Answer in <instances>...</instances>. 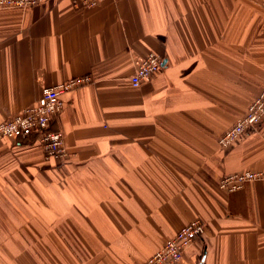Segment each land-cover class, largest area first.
<instances>
[{
    "label": "crops",
    "instance_id": "0c3cea01",
    "mask_svg": "<svg viewBox=\"0 0 264 264\" xmlns=\"http://www.w3.org/2000/svg\"><path fill=\"white\" fill-rule=\"evenodd\" d=\"M150 52L163 68L135 87ZM84 75L50 122L62 162L33 137L0 142V264H139L195 218L177 264H264V179L220 186L264 169V122L218 142L264 84V0L0 9V122Z\"/></svg>",
    "mask_w": 264,
    "mask_h": 264
},
{
    "label": "built area",
    "instance_id": "2783aa9c",
    "mask_svg": "<svg viewBox=\"0 0 264 264\" xmlns=\"http://www.w3.org/2000/svg\"><path fill=\"white\" fill-rule=\"evenodd\" d=\"M42 0H0V6L5 4L9 7L27 8ZM104 0H83V5L95 6ZM4 7V6H2ZM162 57L155 52L147 54L145 59L136 68L130 77L133 86H139L143 81L149 80L162 69ZM91 76L84 75L70 78L60 84L46 87L36 105L28 106L23 113L0 124V140L3 137L21 139L32 133L39 132L40 142L43 145V153L46 160H55L59 157H67V147L64 145L63 136L60 132H52L50 122L52 116L61 106L60 96L69 89L79 87L81 84L91 81ZM251 112L244 117H239L219 138V144L228 148L244 132L255 128L264 120V91L258 94L251 104ZM264 179V170H246L242 173L227 174L220 179V186L228 191H236L243 184L251 180ZM206 224L202 218H195L181 228L177 234L166 240L146 261L139 264H177L184 250L194 240L199 239L205 233Z\"/></svg>",
    "mask_w": 264,
    "mask_h": 264
},
{
    "label": "rangeland",
    "instance_id": "374dc122",
    "mask_svg": "<svg viewBox=\"0 0 264 264\" xmlns=\"http://www.w3.org/2000/svg\"><path fill=\"white\" fill-rule=\"evenodd\" d=\"M45 1H46V0H42V1L38 2V3H35L34 5H36V4H40V3L45 2ZM104 1H105V0H104ZM99 4H100V3H99ZM97 5H98V4H97ZM2 6H4V7H2ZM31 6H32V5H31ZM85 6H87V5H85ZM95 6H96V5H95ZM29 7H30V6H28L27 8H29ZM87 7H93V6H87ZM7 8H19V7H9V6H5V4H2V5L0 6V9H7ZM21 9H24V8H21ZM155 53H156V52H155ZM136 68H137V67H136ZM136 68H135V71H136ZM162 68H163V60H162ZM135 71H134V73H135ZM134 73H133V74H134ZM133 74H132V75H133ZM89 76H91V75H89ZM91 79L93 80L92 76H91ZM150 79H151V78H150ZM92 80H91V81H88V82H85V83H83V84H81L79 87H81V86H85V85L91 83ZM61 83H62V82H61ZM59 84H60V83H59ZM131 84H132V83H131ZM135 87H136V86H135ZM44 89H45V88H44ZM70 91H71V89L66 90V91H64L62 94L67 93V92H70ZM262 91H264V84H263V86H262V88H261V90H260V92H259L258 94H260ZM42 93H43V92H42ZM62 94H61V96H60L61 106H60V108H58V110H57L56 113L60 112V110H61L62 107H63ZM258 94H257V95H258ZM257 95H256V96H257ZM256 96H255V97H256ZM255 97H254V98H255ZM254 98H253V99H254ZM37 103H38V101H37L35 104H32V105H36ZM251 104H252V100H251V102L248 104V106H247L245 112L241 115L242 117L247 116V115L251 112V109H250ZM29 106H31V105H29ZM27 107H28V106H27ZM27 107H25L21 112H18V113H16L15 115H18V114L23 113L24 110H25ZM56 113H54L52 117H54V115H55ZM15 115H14V116H15ZM14 116L12 115V116H10L8 119H5V120L1 121L0 124H1V123H4V122H6V121H8V120L11 119V118H14ZM241 116H240V117H241ZM237 119H238V118H237ZM235 122H236V121H235ZM263 122H264V120H263L258 126H256V127L261 126V124H262ZM230 127H231V126H230ZM230 127H229V128H230ZM50 129L53 130L52 132H60V133L62 134V136H63V141H64V145L66 146V142H65V138H64L63 132H62L61 130H58V129H53V128H51V126H50ZM248 130H249V129H248ZM248 130H247V131H248ZM247 131L244 132V133H243V134H242L237 140H235V141L229 146V148H230L233 144H235V142L239 141V140H240V139H241V138L247 133ZM28 135H29V134H28ZM221 136H222V135H221ZM221 136H220V137H221ZM220 137H219V138H220ZM26 138H28L27 135H26ZM26 138H25V139H26ZM219 138H218V141H219ZM3 139L11 140L12 138H9V137H6V136H5V138L3 137ZM3 139H1L0 142H1ZM15 140H20V139H15ZM36 141H37V143H38L39 146H40V145L42 146V150H43V145H42V143L40 142V138H39V139H36ZM66 147H67V146H66ZM67 152H68V151H67ZM67 156H68V155H67ZM65 158H66L65 156H63V157H59V158H56L55 160H53V162H55V163H57V162H62ZM45 160H46V158H45ZM46 161L50 162V160H46ZM246 170H251V171H253V169H246ZM246 170L238 171V172H235L234 174H236V173H242V172H244V171H246ZM261 170H264V169H261ZM229 174H232V173H229ZM226 175H227V174H226ZM224 176H225V175H224ZM224 176H222L221 178H223ZM221 178H220V179H221ZM259 180H263V179H259ZM251 181H254V180H251ZM248 182H250V181L245 182L241 188H243ZM241 188H239V189H237V190H240ZM237 190H236V191H237ZM227 191H228V190H227ZM230 192H233V191L231 190ZM197 239H198V238H197ZM197 239H196V240H197ZM196 240H194V242H195ZM194 242H193V243H194ZM193 243H192V244H193ZM192 244H191V245H192ZM188 247H189V246H188ZM188 247H187V248H188ZM187 248H186V249H187ZM186 249H185V250H186ZM185 250H184V252H185ZM184 252H183V254H184ZM154 253H155V252H154ZM154 253H153V254H154ZM153 254H152V255H153ZM152 255H151V256H152ZM151 256H149V257H151ZM149 257H148V258H149ZM182 257H183V256H182ZM148 258H147V259H148ZM147 259H146V260H147ZM181 259H182V258H181ZM146 260H144V261H146ZM179 262H180V261H179ZM179 262H178V263H179Z\"/></svg>",
    "mask_w": 264,
    "mask_h": 264
},
{
    "label": "trees",
    "instance_id": "16d2710c",
    "mask_svg": "<svg viewBox=\"0 0 264 264\" xmlns=\"http://www.w3.org/2000/svg\"><path fill=\"white\" fill-rule=\"evenodd\" d=\"M27 136H28V138H29V137H33L35 141H36V139H39V137H40L39 132H37V131H36V132H32V133H30V134L27 135ZM25 138H26V136L22 137L20 140L24 142L25 140L28 139V138H26V139H25ZM11 140H12V139H11ZM3 141H6V139H3L1 142H3ZM35 141H34V142H35Z\"/></svg>",
    "mask_w": 264,
    "mask_h": 264
},
{
    "label": "water",
    "instance_id": "95a60500",
    "mask_svg": "<svg viewBox=\"0 0 264 264\" xmlns=\"http://www.w3.org/2000/svg\"><path fill=\"white\" fill-rule=\"evenodd\" d=\"M199 264H204V258H203V260Z\"/></svg>",
    "mask_w": 264,
    "mask_h": 264
}]
</instances>
